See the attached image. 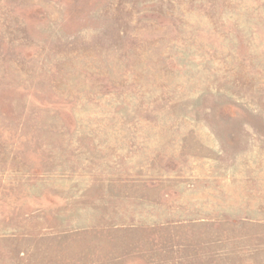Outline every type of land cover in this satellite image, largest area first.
I'll list each match as a JSON object with an SVG mask.
<instances>
[{
  "label": "rangeland",
  "instance_id": "1",
  "mask_svg": "<svg viewBox=\"0 0 264 264\" xmlns=\"http://www.w3.org/2000/svg\"><path fill=\"white\" fill-rule=\"evenodd\" d=\"M0 264H264V0H0Z\"/></svg>",
  "mask_w": 264,
  "mask_h": 264
}]
</instances>
